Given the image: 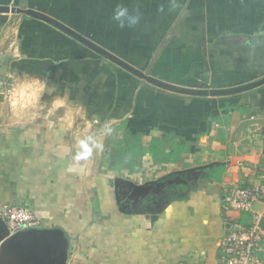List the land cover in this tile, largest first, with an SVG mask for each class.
<instances>
[{
  "label": "crops",
  "instance_id": "crops-1",
  "mask_svg": "<svg viewBox=\"0 0 264 264\" xmlns=\"http://www.w3.org/2000/svg\"><path fill=\"white\" fill-rule=\"evenodd\" d=\"M117 5L139 9V24L118 27ZM0 7L11 9L0 11V206L30 207L38 227L56 231L3 247L2 240L0 264L58 262L64 240L66 264H83L86 241L102 243L105 231L115 237L122 227L125 236L108 243L125 264H218L227 223L250 217L221 209L225 189L264 176V85L225 96L168 90L49 19L155 79L226 88L264 77V0H0ZM21 86L30 103L22 108L17 96L13 108ZM120 129L125 162L93 167L96 150L86 145ZM168 185L182 192H163Z\"/></svg>",
  "mask_w": 264,
  "mask_h": 264
},
{
  "label": "built area",
  "instance_id": "built-area-1",
  "mask_svg": "<svg viewBox=\"0 0 264 264\" xmlns=\"http://www.w3.org/2000/svg\"><path fill=\"white\" fill-rule=\"evenodd\" d=\"M220 206L250 217L247 222L239 219L227 223L219 240L218 264H264V176L252 185L227 187ZM0 216L12 234L40 225L34 210L23 205L5 203L0 206Z\"/></svg>",
  "mask_w": 264,
  "mask_h": 264
},
{
  "label": "rangeland",
  "instance_id": "rangeland-1",
  "mask_svg": "<svg viewBox=\"0 0 264 264\" xmlns=\"http://www.w3.org/2000/svg\"><path fill=\"white\" fill-rule=\"evenodd\" d=\"M10 89H13L12 86ZM122 129H120V131H115V132H111L112 134L107 138H105L103 140L102 143L97 144L98 142H95V144L91 143V144H87V148L89 151H91L94 147V151L96 150V157H94V159L92 160V165L93 167H102L100 168V171L105 170L106 168L112 166V165H119V164H123L122 161V156L121 153H123V144L121 139H123V135H122ZM125 136V135H124ZM129 141H131L132 143L130 144V146L133 147L134 151H140V145H141V140L140 138H138V136H131L130 138H128ZM125 147V146H124ZM86 148V149H87ZM136 159V158H135ZM129 160V162L131 163H136V161L138 160ZM127 162V161H126ZM98 169V168H97ZM114 173H116L117 177H122L124 176L122 174V172L117 169L114 171ZM115 177H112V184L115 182L113 181ZM118 184L117 186H121L122 191L120 195V200L123 201L125 200V195H127L124 190L125 188H123L125 186L124 181L122 180H117ZM171 186L168 185L165 187V190H163V192L167 193L169 192L171 196L182 192L179 191L181 189L179 188H183V187H174V188H170ZM127 191V190H126ZM143 193V191H142ZM125 194V195H124ZM134 194V193H133ZM135 197L137 196H141V192H139V194H134ZM134 199V198H133ZM136 200V199H135ZM95 203V202H94ZM133 205H136V202L133 203ZM139 205V204H138ZM96 209V206H95ZM117 227L119 226H123V225H116ZM89 234V233H88ZM97 234L96 230H92V232L89 234L88 238L89 240L92 239V237H94ZM114 233H112V231L110 232V230L105 231V236L106 238L103 239L104 242L100 243V241H95V242H91V241H86V245L83 247L84 251L86 252L84 259H81L80 262H82L83 264H113L112 262H116L118 264H125V260L124 258L119 257V254L116 256L114 255V250H111L110 248V244L109 242V236L112 239L114 236ZM117 236L114 237V239L119 240L122 237L125 236V231L123 229V227L117 231V233L115 234ZM96 240V239H95Z\"/></svg>",
  "mask_w": 264,
  "mask_h": 264
},
{
  "label": "water",
  "instance_id": "water-1",
  "mask_svg": "<svg viewBox=\"0 0 264 264\" xmlns=\"http://www.w3.org/2000/svg\"><path fill=\"white\" fill-rule=\"evenodd\" d=\"M8 10H11L10 7H0V11H8ZM16 10L19 11L18 9H12V11H16ZM25 12L27 14H30V15L36 14V12L32 9H27V10H25ZM49 20L51 22H53L54 24H56L57 26H59L60 28L64 29L66 32H68L70 35L75 37L80 42L92 47L93 49H96L97 51H99L103 55L107 56L108 58H110L112 61L119 64L123 68L143 77L149 83L159 85V86H161L165 89H168V90L181 92V93H185V94H192V95L225 96V95H232V94L240 93V92L247 91V90H250V89L264 85V77H262L258 80L252 81L250 83H245L242 85L233 86V87H226V88L191 89V88H185V87L177 86L174 84H170V83H167L165 81L155 79L152 76L146 75L140 69L136 68L134 65H132V64L126 62L125 60H123L122 58L110 53L106 49L99 47L98 45H96V43H94L93 41H91L90 39L85 37L84 35L70 29L66 25L58 23L57 21H55L53 19H49ZM136 186L138 188L143 187L141 185H136ZM0 229H1L0 242L2 240H5L2 243L1 247L5 246L9 243L15 242L18 237H20L26 233H38V234H43V233L54 234V233H56V231H54L53 229H46V228H42V227H30L27 229L19 230L16 233L10 234V231L8 229L6 221L1 216H0ZM59 254L60 255H59V261L58 262L54 263V261L52 262L51 259L49 258L50 264H66L67 257H68L67 241L66 240H64L62 245L60 246Z\"/></svg>",
  "mask_w": 264,
  "mask_h": 264
},
{
  "label": "clouds",
  "instance_id": "clouds-1",
  "mask_svg": "<svg viewBox=\"0 0 264 264\" xmlns=\"http://www.w3.org/2000/svg\"><path fill=\"white\" fill-rule=\"evenodd\" d=\"M173 7H175V5H173ZM163 10H164L163 8L159 9V11L161 12H163ZM111 19L115 21L117 23V26L120 28L135 27L140 22L141 13L139 12V9H136L134 11H129V9L126 6L117 5L116 8L114 9ZM17 96H19L23 100V103L21 104L22 108L26 106L28 103H30L29 100L24 99L23 86H21L18 92L14 91L12 94L13 108H15L16 106Z\"/></svg>",
  "mask_w": 264,
  "mask_h": 264
},
{
  "label": "flooded vegetation",
  "instance_id": "flooded-vegetation-1",
  "mask_svg": "<svg viewBox=\"0 0 264 264\" xmlns=\"http://www.w3.org/2000/svg\"><path fill=\"white\" fill-rule=\"evenodd\" d=\"M189 176H187V178H188ZM167 183H169V179L168 180H166L165 181V183H164V185H167ZM161 184H163V183H161ZM160 184H157V186H159ZM163 186V185H162Z\"/></svg>",
  "mask_w": 264,
  "mask_h": 264
}]
</instances>
